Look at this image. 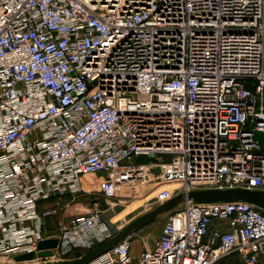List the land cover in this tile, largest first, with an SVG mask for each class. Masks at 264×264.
Returning <instances> with one entry per match:
<instances>
[{"label":"built area","instance_id":"built-area-1","mask_svg":"<svg viewBox=\"0 0 264 264\" xmlns=\"http://www.w3.org/2000/svg\"><path fill=\"white\" fill-rule=\"evenodd\" d=\"M255 133H264V0H0V256L57 238L50 256L25 262L45 263L114 236L129 220L120 227L79 202H66L47 234L57 210L44 204L133 155H168L180 193L264 191ZM132 235L89 264H132ZM229 255L264 263V210L190 201L134 264Z\"/></svg>","mask_w":264,"mask_h":264},{"label":"rangeland","instance_id":"rangeland-1","mask_svg":"<svg viewBox=\"0 0 264 264\" xmlns=\"http://www.w3.org/2000/svg\"><path fill=\"white\" fill-rule=\"evenodd\" d=\"M169 159L170 157L166 154L133 155L131 158L125 159L121 167L111 173V176L119 173L118 179L105 176L103 181L106 182V186H104V184L94 183V190L102 195L104 193L118 195L107 203L97 200L95 194H85L83 190L74 197L63 195L58 202L51 201L45 203V207L56 205V213L58 214L54 217H49V221H47V218L45 219L44 231L47 234H53L58 231V221L65 218L63 216V206H65L66 202H69V204L79 202L76 206L78 211H84L86 210L85 208L95 207L105 209L107 217L112 218L115 225H121L120 227H123V224L128 220H133L141 214L152 210L165 200L180 193L179 185L177 184L179 175L174 171H168L165 169V164ZM126 167L130 168L133 175L136 176L133 182L128 180L123 181V178L121 179V177L124 176V173H126ZM81 180L85 183L89 178L83 177ZM121 182H123L122 184L124 185L121 186ZM136 183L142 184L140 193H136L132 189V186ZM130 187V192H128V188ZM182 205L183 204H180L176 208L160 214L154 222L133 231L131 245L132 264L137 260L140 251L149 246L158 237L160 227L165 218L171 212L179 209ZM73 256V254H69L65 257L55 256L50 258V262L66 260ZM0 263L14 264L15 262L9 261V259L0 256ZM217 264H241V261L236 255H229Z\"/></svg>","mask_w":264,"mask_h":264},{"label":"water","instance_id":"water-1","mask_svg":"<svg viewBox=\"0 0 264 264\" xmlns=\"http://www.w3.org/2000/svg\"><path fill=\"white\" fill-rule=\"evenodd\" d=\"M255 139L259 141L264 149V133H255ZM194 202L199 204L213 202H234L244 201L255 205L264 210V191L259 189L247 188H228V189H195L187 193H178L173 197L160 203L152 210L141 214L140 216L129 221L120 231L111 238L101 242L100 244L84 251H75L72 258L60 260L57 262H33L29 264H89L92 260L108 251L118 241L127 236L130 232L142 228L156 220V218L165 212H168L178 205L186 202ZM57 246V238L42 239L37 244V252L24 253L13 257L15 264H26L38 257L50 256L52 249ZM10 264V263H0Z\"/></svg>","mask_w":264,"mask_h":264},{"label":"crops","instance_id":"crops-1","mask_svg":"<svg viewBox=\"0 0 264 264\" xmlns=\"http://www.w3.org/2000/svg\"><path fill=\"white\" fill-rule=\"evenodd\" d=\"M118 174L119 173H117V174H115V175H112L111 177H113L114 179H118ZM89 178V180H87V182H83L82 180H81V184H82V190L84 191V193L85 194H95L96 195V199L97 200H99V201H103V202H105L106 203V201H105V199L103 200V195L101 194V193H99V192H97V191H95L94 189V183L95 184H98V183H100V184H104V186H106V182H104L103 181V179L105 178V174L104 173H102V172H95V173H91V174H85V175H83L82 176V178ZM121 177V176H120ZM123 178V181L124 180H128V181H131V182H133L134 181V179L136 178V176L135 175H133V173H132V170L130 169V168H128V167H126V173H124V176L123 177H121V179ZM123 182H121L120 183V185L122 186V185H124V184H122ZM130 189H131V187L130 188H128V192H130ZM105 194V193H104ZM111 195H113V197H112V199L114 198V197H116V196H118V195H116V194H112V193H110ZM126 194V193H125ZM111 199V200H112ZM58 213H56L55 214V216L57 215ZM51 217H54V216H51ZM54 219V218H53ZM50 220V218H47V221H49ZM59 220V219H58Z\"/></svg>","mask_w":264,"mask_h":264},{"label":"bare ground","instance_id":"bare-ground-1","mask_svg":"<svg viewBox=\"0 0 264 264\" xmlns=\"http://www.w3.org/2000/svg\"><path fill=\"white\" fill-rule=\"evenodd\" d=\"M132 220V219H131ZM2 257H4L5 259H9V261H13V258H11V257H8V256H2ZM12 259V260H11Z\"/></svg>","mask_w":264,"mask_h":264}]
</instances>
